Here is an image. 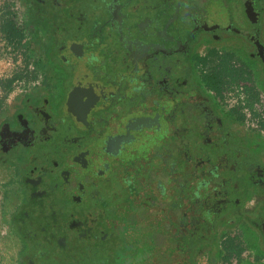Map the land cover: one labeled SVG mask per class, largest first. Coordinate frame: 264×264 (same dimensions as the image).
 I'll return each mask as SVG.
<instances>
[{
  "label": "flooded vegetation",
  "instance_id": "flooded-vegetation-1",
  "mask_svg": "<svg viewBox=\"0 0 264 264\" xmlns=\"http://www.w3.org/2000/svg\"><path fill=\"white\" fill-rule=\"evenodd\" d=\"M69 1L37 5L56 33L46 95L0 124L2 155L31 154L28 205L13 216L30 241L92 255L85 264H194L220 220L242 218L252 193L250 210L264 200V164L210 94L199 53L238 36L252 46L241 56L264 64V0H100L91 18L70 16L82 0ZM248 217L264 243L263 209ZM227 230L222 258L237 262L242 235Z\"/></svg>",
  "mask_w": 264,
  "mask_h": 264
},
{
  "label": "rangeland",
  "instance_id": "rangeland-1",
  "mask_svg": "<svg viewBox=\"0 0 264 264\" xmlns=\"http://www.w3.org/2000/svg\"><path fill=\"white\" fill-rule=\"evenodd\" d=\"M45 1L50 2L52 6L51 3L54 0H0V124L22 109L21 101L25 96L46 95L43 79L45 73L47 75L51 73L46 58L48 47L52 42L51 37L56 33L39 24L44 15L41 8L37 9V5H45L43 3ZM137 1L140 3V0ZM99 2L100 0H82L75 7H69L68 13H72L70 16L73 17L100 16L101 11L96 10L95 7ZM88 6L89 8H86ZM29 16L33 17L34 24L25 26V35L22 38L11 39L5 35L2 30L3 21L10 19L18 26H22ZM68 22L70 23L71 20H66L65 27L76 29L77 25ZM241 112L244 119L233 122L234 128L240 136H244L245 148L250 156H254L264 164V151L262 150L264 132L260 130L261 120L250 119L244 111L241 110ZM252 113V117H258L257 110H253ZM17 156L5 157L0 153V264H85L92 258V255L88 257L83 249L80 248L68 255L63 250L57 249L55 244L47 246L40 242L30 241L29 235L34 234L32 227L28 226L22 230L18 220H15L14 213L19 208L28 205L26 201L23 202V195L26 198L29 192V185L26 184L23 176L32 167L29 152L21 149L19 157ZM253 195L254 193L251 198L244 200L243 219L229 213L218 222L214 242L207 245L204 252L194 259V264H264V243L259 237V231L251 228L254 226L248 217L252 216L256 219L259 209H263L264 213V200L259 206L250 210ZM38 203L34 210L42 211L45 205L41 206L40 201ZM55 208L59 211L57 206ZM65 212L68 214V211ZM71 218L72 215L69 213L66 219L71 220ZM225 230L230 231L231 234L236 232L242 235L241 238H236V242L239 241L244 248L237 262L235 258H231L232 263L225 262L222 258V241L224 240L222 236L226 234ZM240 231H243L242 234ZM93 252H95L94 249ZM104 257H110V247L97 250V253L93 255L94 259Z\"/></svg>",
  "mask_w": 264,
  "mask_h": 264
},
{
  "label": "crops",
  "instance_id": "crops-1",
  "mask_svg": "<svg viewBox=\"0 0 264 264\" xmlns=\"http://www.w3.org/2000/svg\"><path fill=\"white\" fill-rule=\"evenodd\" d=\"M262 21L264 28V17ZM203 46H201L199 53L203 55L206 65L213 66L214 72L211 71V74L214 73L216 80H219V75L223 70L222 66L226 65L230 71L229 75L224 78L222 85L216 88L215 84L210 83L208 90L220 106V110L223 111L222 114L227 116L226 120L231 122L232 129L236 131L233 122L244 119L241 112L243 107H248L250 110L249 118L261 120L260 126L264 128V121H262L264 120V64L253 55L241 56L240 54L241 49L248 52L252 49V46L242 42V38L238 36H229L214 45H210L215 47L212 56L204 55L205 49H202ZM229 54L231 58L228 56ZM235 60L241 63L239 67H236ZM233 65H235V68H233ZM235 85L243 87V94H240L243 95L242 101L244 104H241L242 101L240 100L233 106H229L224 98L223 90ZM241 95L240 97H242ZM253 110L258 111L257 118L252 117ZM262 150L264 151V147H262ZM243 249L241 248V251Z\"/></svg>",
  "mask_w": 264,
  "mask_h": 264
},
{
  "label": "trees",
  "instance_id": "trees-1",
  "mask_svg": "<svg viewBox=\"0 0 264 264\" xmlns=\"http://www.w3.org/2000/svg\"><path fill=\"white\" fill-rule=\"evenodd\" d=\"M30 24H34V20H33L32 16H29L27 18L26 22H24V24H22V26H18L14 21L8 19V20L3 21L2 30L8 38L20 39L25 35V32H24L25 26H29ZM222 68H223V70H222L221 74L219 75V80L215 79V81H214L216 88H218L219 85L223 84L224 78H226L227 75H229V73H230V71L226 65L222 66ZM240 252H241V248L236 247V255H238ZM160 256H163V254H160ZM183 264H189V263H183Z\"/></svg>",
  "mask_w": 264,
  "mask_h": 264
},
{
  "label": "built area",
  "instance_id": "built-area-1",
  "mask_svg": "<svg viewBox=\"0 0 264 264\" xmlns=\"http://www.w3.org/2000/svg\"><path fill=\"white\" fill-rule=\"evenodd\" d=\"M240 93L243 94V87L239 85H235L232 86L231 88L223 90L224 98L229 106H233L234 104L238 103L240 100L242 101L243 95H241ZM240 95L242 97H240ZM241 104H244V102L242 101ZM243 111L247 117L250 116V110L248 107H243ZM260 130L264 132V128H261V126H260Z\"/></svg>",
  "mask_w": 264,
  "mask_h": 264
}]
</instances>
